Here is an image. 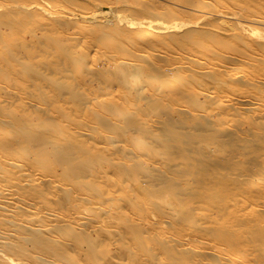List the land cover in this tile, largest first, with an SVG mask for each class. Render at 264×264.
Returning a JSON list of instances; mask_svg holds the SVG:
<instances>
[{"label":"bare ground","instance_id":"1","mask_svg":"<svg viewBox=\"0 0 264 264\" xmlns=\"http://www.w3.org/2000/svg\"><path fill=\"white\" fill-rule=\"evenodd\" d=\"M134 1L126 29L117 0L97 28L80 0L35 7L8 52L0 24V264H264V0ZM172 100H201L171 112L253 142L259 168L137 151L117 117Z\"/></svg>","mask_w":264,"mask_h":264},{"label":"rangeland","instance_id":"2","mask_svg":"<svg viewBox=\"0 0 264 264\" xmlns=\"http://www.w3.org/2000/svg\"><path fill=\"white\" fill-rule=\"evenodd\" d=\"M62 1L65 2L66 0H26L24 3H20L21 6L18 7L17 10L7 11L6 9H3V11L0 12V24H2V32L6 34V43L2 46L3 50L8 52L15 49V47L18 45L17 37L11 36V34H9L6 29H4L5 23L13 24V26L18 29L17 31H19V33L22 34L26 40L30 41L32 34L39 33L38 29L40 28V22H42V19L32 17L30 10L34 9L35 7H41L44 9L59 11L60 9H57L61 5ZM75 6L74 8L77 10L93 8V10L98 11V15L95 18L87 19V22L90 26L97 28L99 23L104 18V16L101 15V13H103L102 9L104 7L110 9L113 6V0H80L79 5L76 7ZM116 7H118V9L120 8V10H123L116 14L119 16V18L114 20L117 23L116 25L122 29H126L128 27L127 24L129 19H141L140 16L130 13L131 8L140 7L136 5L134 0H117ZM142 8L146 9L147 7L145 8V6H141L139 9L144 10ZM66 31L67 30L65 29V32ZM175 77H179V75H175ZM189 104L195 108H198L196 106L201 104V100L198 102H178L176 100H172L166 101L163 104H150L142 101L135 109L134 114H137L136 116H147L154 119L157 122L156 126L149 130H145L135 121L136 116H131L133 114L127 113L117 117L118 120H124L123 129L120 131V133H123L125 137H129V143H132L137 151L143 150L146 146L154 153H160L164 157L168 158L182 149L186 151L185 161L190 162L191 159L194 160L196 158V161L200 162L202 157L198 151L201 148L203 149L204 146H213L215 149H217V154L219 153L218 155L221 161H223L220 163L224 164L225 161L230 160L231 164L235 166L233 172L236 171L237 173L238 170L245 167H251L252 169L259 168L258 164L250 157L246 159L247 161L241 158L243 156H251L254 153L256 146L253 142L249 143L246 141H240L237 137H234L230 133H224L225 136L220 134L219 136L217 135L219 133H217V130L214 127H210L209 125L202 126L198 123L194 124L195 126H192L191 124L193 129L190 132L185 130V127L188 125L182 122L178 115L172 113L171 108L177 107L179 105L188 106ZM234 127H237V129L242 132L245 128V125L239 123L235 124ZM204 129H207V131H204ZM200 130H202L201 133ZM196 131L197 133H195ZM257 131L264 136L263 127H259ZM153 132L156 133L155 137H152L154 134ZM191 149L192 151H189ZM193 149L196 151H193ZM242 160L246 161L245 165L241 163ZM217 167L218 169H225V167H222L220 164ZM183 168L184 169H181L179 172H177L187 173V171L189 172L193 170L189 167L185 168L183 166Z\"/></svg>","mask_w":264,"mask_h":264}]
</instances>
